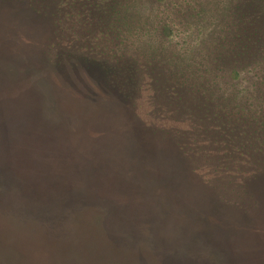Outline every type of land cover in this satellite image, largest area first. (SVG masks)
<instances>
[{"label":"rangeland","instance_id":"1","mask_svg":"<svg viewBox=\"0 0 264 264\" xmlns=\"http://www.w3.org/2000/svg\"><path fill=\"white\" fill-rule=\"evenodd\" d=\"M65 1L0 0V264H264L260 121L259 160L205 129L187 160L141 121L167 114L129 59L164 58L181 82L222 0H124L121 45L96 31L93 0ZM206 80L207 106L228 104Z\"/></svg>","mask_w":264,"mask_h":264},{"label":"trees","instance_id":"2","mask_svg":"<svg viewBox=\"0 0 264 264\" xmlns=\"http://www.w3.org/2000/svg\"><path fill=\"white\" fill-rule=\"evenodd\" d=\"M122 1L124 0L90 1L94 8V10L90 9V14L93 11L90 21L95 23L96 31H105L104 36L111 41L116 38L119 45L123 42L119 39L123 34V15L120 8ZM222 2V16L219 19L218 31L215 29L213 36L208 38V42L198 41L200 47L192 59V72L189 75L183 73L181 82L176 83L169 76L167 69L171 67L167 68L169 65L166 64L164 58L156 60L129 58L133 59L139 68L133 69L137 74L133 75L134 78L141 75L138 90L140 92L147 90L152 95L151 98H155L157 103L163 106L160 110L163 109V113L167 114L154 118L141 116L142 119L144 118L141 121L152 131L159 130L165 135L179 137L181 140L176 141L178 147L176 148L181 155L185 154L183 155L187 160L189 158L183 148L193 142L187 147L192 148L199 141L201 134L198 132L202 129L209 133L210 138L223 142L225 140L226 145L230 143L234 151H248L255 155L256 160H259L261 157L257 152L260 149H256L261 144L260 141L257 143L255 140L260 138L256 135L259 131L258 126L261 125L264 130V0H222ZM55 3L58 5L57 8L62 9L66 1L35 0V3L32 2L35 9L45 10V13H48ZM94 38L97 39L98 36ZM69 48L67 45L57 46L59 54L56 56L64 61L67 53L70 52ZM89 48V45L84 47L86 55L92 57L88 61L104 60L109 56V52L105 50L97 53L88 50ZM119 52L124 54L122 47L118 49ZM106 75L109 80H112L113 76L110 72H106ZM191 76L195 78V81ZM206 77L214 81V84H218L219 88L230 90L228 104H222L220 107L207 106L208 102L205 97L204 101L202 93L196 87L198 83L203 85L205 81L207 83ZM130 90L128 93H135V90ZM117 91L121 92L120 89ZM103 92L106 93L105 90ZM122 93L119 94L125 97V93ZM217 99L224 102L226 96L217 97ZM243 111L247 113L245 118H242ZM248 115L251 118L247 120ZM256 121H260L258 126H255ZM245 122H250L251 125ZM244 127L247 128L241 130ZM261 138L264 141V137L261 136ZM180 142H183L182 147Z\"/></svg>","mask_w":264,"mask_h":264}]
</instances>
